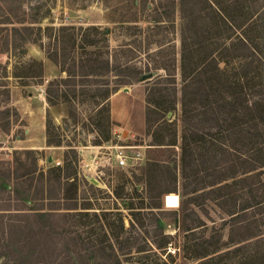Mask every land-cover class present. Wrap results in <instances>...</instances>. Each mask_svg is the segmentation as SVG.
I'll list each match as a JSON object with an SVG mask.
<instances>
[{
  "label": "rangeland",
  "instance_id": "1",
  "mask_svg": "<svg viewBox=\"0 0 264 264\" xmlns=\"http://www.w3.org/2000/svg\"><path fill=\"white\" fill-rule=\"evenodd\" d=\"M19 2L22 3L25 17H44L40 23L32 24L34 27H41L45 43L46 26L97 25L101 28L109 27L110 34L107 39L111 53L124 60H135L138 66L145 62L146 52L152 53L161 48L159 45L168 48L166 56L174 53L173 55L178 57L181 26L179 0H0V22H5L0 26L18 25L8 22L15 18L14 15L17 18L21 17L18 11ZM3 5H6L13 14L3 10ZM257 8H264V0H259ZM32 59L42 62L43 85L35 84L39 80H30V85L21 86L20 81L12 76L13 67L14 65L21 67ZM3 67H6L9 77L10 111L8 117L4 115L0 118V122L4 124L8 120L10 125L7 132L0 128V220L7 224L9 220L24 219L23 214L28 215L27 213L32 212L22 205L26 198L30 200L27 204H31L32 201L31 205L36 212H48L46 201H44L46 208L38 210L42 206V201L32 199L39 196L32 188L31 196L25 197V194H22L20 199H17L13 192V182L4 179L7 170L11 171L17 167L18 174L32 170L46 171L57 160L62 164L58 167L63 168L65 165L63 156L73 157L69 150L71 147L76 157L72 169L76 173V186H65L66 197L70 199L66 203L77 206L76 210L71 211L73 213H90L85 220L79 214L68 222L62 218L55 219L57 221L52 223L61 227L59 228L62 229L61 232L42 229L35 218H29L30 224L26 226L25 231L20 232H25L30 240L26 247L21 246L16 251L25 252L24 256L14 253L16 261L28 264H107L105 247L108 243L115 242L110 230L112 225L109 223L116 221L117 217L113 219L114 216L110 215L107 216L108 220H105L102 213L119 212L124 223V232L120 235L124 240L127 238L125 245L130 247L134 255L122 264H199V261H194L183 254L185 242V232L181 227L183 219L190 227L199 225L194 229L197 237L220 233L221 240L218 243L220 249L216 253L218 256L207 264H229L225 253L230 233L229 216L226 211H233L246 203L264 199V175H261L260 179L255 177L244 184L229 179L225 181L228 186L215 191L209 197L202 196L196 198L194 203H183L193 195L185 194V190L189 193L197 187L206 185L212 179L206 170L210 155L206 153L201 157L198 152L187 155L186 189L183 188L180 176L181 151L178 147L181 133L179 105L176 113L172 117L170 115L171 120H176L177 123V146L150 145L155 139L169 141L172 129L152 130L150 135L145 133L144 81L149 78L140 83L121 86L110 95L108 143L104 142L99 131L95 130L99 117L88 103L75 108L76 118L68 119L65 124L61 123V130L58 132L62 141L60 146L44 150H27L31 140L18 142L19 138L22 140L26 138L25 131L30 125L26 119H29L31 124L33 122L37 128L38 115H41L39 97L47 81L59 76V72L45 57L38 44L33 43L26 44L24 49H16L10 57L0 53V81L4 75ZM66 106L68 108L67 104ZM36 130L34 129V141L38 139ZM117 147H123L128 155L127 167L115 165ZM48 157L52 158L51 163L48 162ZM148 162L161 163V168L148 169ZM236 167L239 165L229 171ZM147 178L150 179V189L146 184ZM34 184H37L36 180ZM164 188L170 190L162 194L159 201L155 197H148L156 195ZM123 201H129L132 208H124ZM158 202L160 207L156 204ZM181 206L184 207V212L175 213ZM60 211L64 213L65 210ZM94 213L99 215V220ZM80 221L85 223L81 224ZM239 221V228H235L233 234H243L248 239L239 254L242 258L240 263L238 262L240 258H234L237 260L236 264H264V238L259 235L260 232H264V204L244 210ZM7 230L0 227V238ZM162 237H165L168 243L161 250L155 248V245L164 241ZM15 239L17 240V237ZM15 249L16 247L12 246L11 250ZM140 250L146 251L139 253ZM20 256L22 258L19 259Z\"/></svg>",
  "mask_w": 264,
  "mask_h": 264
},
{
  "label": "trees",
  "instance_id": "2",
  "mask_svg": "<svg viewBox=\"0 0 264 264\" xmlns=\"http://www.w3.org/2000/svg\"><path fill=\"white\" fill-rule=\"evenodd\" d=\"M258 2L259 0H179L181 26L178 57H175L174 53L166 56L168 48L159 45L161 48L152 53L146 52L147 58L142 66H138L135 60H124L111 53L107 39L110 34L109 27L50 25L45 27V43L41 27L33 26L34 23H40L44 17H25L22 3L19 2L18 11L21 17L14 15L15 18L8 22L18 25L0 26V53L10 57L16 49H24L28 43L38 44L45 57L57 68L59 76L47 81L44 89L47 146H60L62 143L58 133L61 127L53 123L48 110L49 107L61 103L67 104L69 108L68 117L63 120V124L70 118H76L75 108L78 105L90 103L99 117L95 130L99 131L104 142H108L110 95L119 87L140 83L143 76L150 75V78L144 81L145 133L150 135L152 130L172 129L169 141L155 139L150 145L177 146V123L176 120H171V117L179 105L181 133L178 147L181 151L180 176L183 188L186 189L187 155H193V152H198L201 157L206 153L210 155L206 170L212 179L189 193L185 190V194L193 195L183 203H194L196 198L209 197L215 191L228 186L225 181L229 179L244 184L264 175V8H257ZM2 9L10 11L6 5H3ZM25 22L30 24H24ZM3 70L4 75L0 81V118L4 115L8 117L10 111L9 77L6 67H3ZM160 70L162 72H159ZM12 76L20 81L21 86L30 85V80H39L35 84L43 85L42 62L32 59L21 67L14 65ZM168 114L171 117H167ZM9 125L8 120L4 124L0 122L2 131L7 132ZM69 150L73 157L63 156V168L52 165L46 171L32 170L23 174H18L17 167L11 171L7 170L4 179L13 182V192L17 199H20L22 194H25V197L31 196L32 188L34 193L39 195L38 198L32 199L42 201L44 206L38 210L46 208L47 203L48 212H36L31 205L32 201L27 204L30 200L26 198L22 205L32 212L23 214L24 219L9 220L7 224L0 220V227L8 229L0 238V264H28L16 261L13 255L16 253L24 256L25 252L16 251L29 243L30 237H27L25 232H20L25 231L26 226L30 224L29 218H35L42 229L61 232V227L52 223L57 221L55 219L62 218L68 222L79 214L85 220L90 214L73 213L71 211L76 210L77 206L66 203L70 199L66 197L65 186H76V173L72 170L76 161L75 151L72 147ZM160 164L148 162L147 165L148 169L156 167L159 170ZM236 165L239 167L229 171ZM35 180L37 184L33 185ZM173 181L176 182L175 171ZM146 184L150 189V179H146ZM169 190L164 188L156 195L148 197H155L159 201L160 196ZM156 204L160 207L159 202ZM261 204H264V199L246 203L233 211H226L230 222L229 241L225 252L229 264L237 263L234 258H240L239 254L248 239L243 234H233V230L239 228L240 214ZM122 205L127 209L132 208L129 201H123ZM60 210L65 211L63 213ZM178 212L183 213L184 207L181 206L175 213ZM102 215L105 220H108L107 216L110 215L114 216L113 219L117 217L116 221L108 222L112 225L110 230L115 242H110L105 247L107 264L127 262L128 258L134 255L130 247L125 245L127 238L124 240L120 235L124 232L121 214L110 212ZM94 216L99 220L98 214L94 213ZM115 222L117 225H114ZM198 226L190 227L183 219V254L199 261V264H207L218 256L216 253L220 249L218 243L221 236L220 233H215L208 237H197L194 229ZM259 235L264 238V232ZM162 238L164 241L155 245V248L162 250L166 247L168 241H165V237ZM12 246L16 247L15 251L11 250ZM144 251L146 250L138 252ZM241 260L242 258L238 262Z\"/></svg>",
  "mask_w": 264,
  "mask_h": 264
},
{
  "label": "crops",
  "instance_id": "3",
  "mask_svg": "<svg viewBox=\"0 0 264 264\" xmlns=\"http://www.w3.org/2000/svg\"><path fill=\"white\" fill-rule=\"evenodd\" d=\"M40 103H41V110L40 113L41 115H38L37 121L39 122V125H37V128L35 127L34 123L31 122L29 123V119H26L29 127L28 130L25 131L26 138L25 140L19 139L18 142H23V141H30L29 147H27V150H44V149H52L54 146H47L46 145V137H45V113H46V103H45V98H44V91L42 90V93L39 97ZM52 121L55 125L61 126V123L63 122L64 119L68 117V108L66 104H58L55 106H51L48 108ZM39 113V114H40ZM34 129H37L36 131L38 132L37 137L38 139L36 141L33 140V137L35 135ZM59 149V148H55Z\"/></svg>",
  "mask_w": 264,
  "mask_h": 264
},
{
  "label": "built area",
  "instance_id": "4",
  "mask_svg": "<svg viewBox=\"0 0 264 264\" xmlns=\"http://www.w3.org/2000/svg\"><path fill=\"white\" fill-rule=\"evenodd\" d=\"M110 141V140H109ZM108 143V142H106ZM116 154L114 156V163L117 167H127L128 166V155H126L123 147L116 148ZM54 166H61V161L57 160L53 164ZM132 166V165H131Z\"/></svg>",
  "mask_w": 264,
  "mask_h": 264
},
{
  "label": "water",
  "instance_id": "5",
  "mask_svg": "<svg viewBox=\"0 0 264 264\" xmlns=\"http://www.w3.org/2000/svg\"><path fill=\"white\" fill-rule=\"evenodd\" d=\"M148 78H150V75H145V76H143V80H146V79H148ZM125 90H127V89L125 88ZM167 117H170V114H168ZM47 160H48L49 163H51L52 158H51V157H48Z\"/></svg>",
  "mask_w": 264,
  "mask_h": 264
}]
</instances>
